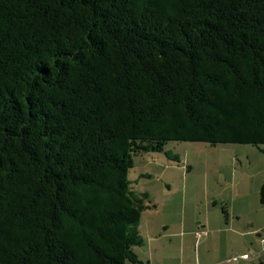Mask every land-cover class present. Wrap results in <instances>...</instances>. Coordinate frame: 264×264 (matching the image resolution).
<instances>
[{"label":"trees","instance_id":"trees-1","mask_svg":"<svg viewBox=\"0 0 264 264\" xmlns=\"http://www.w3.org/2000/svg\"><path fill=\"white\" fill-rule=\"evenodd\" d=\"M168 141L264 144V0H0V264H145Z\"/></svg>","mask_w":264,"mask_h":264},{"label":"rangeland","instance_id":"rangeland-1","mask_svg":"<svg viewBox=\"0 0 264 264\" xmlns=\"http://www.w3.org/2000/svg\"><path fill=\"white\" fill-rule=\"evenodd\" d=\"M165 150L177 158L138 154L128 171L133 189L147 192L151 205L140 217L144 244L134 248L138 258L145 264H223L245 251L250 259L228 264H264L259 236L245 242L228 231L255 229L248 225L255 214L264 223V144L168 141ZM260 233L264 238V226ZM251 251H257L254 258Z\"/></svg>","mask_w":264,"mask_h":264},{"label":"crops","instance_id":"crops-1","mask_svg":"<svg viewBox=\"0 0 264 264\" xmlns=\"http://www.w3.org/2000/svg\"><path fill=\"white\" fill-rule=\"evenodd\" d=\"M263 205V204H262ZM226 214V215H225ZM225 216H226V220H225V223L226 224H228L229 225V222H230V220L228 219V221H227V218H228V215H227V213H226V209H225ZM256 216H258L257 214H255V215H252V216H250V218L248 217V225H249V227L250 228H254L255 227V229H249V230H245V231H235V230H237V229H235L234 231L233 230H231L229 227H227V228H229L230 230H228L229 232H231V233H235V234H238V235H240L241 237H242V239L245 241V242H249L250 241V239L251 238H253L252 237V235H257V236H259V243L261 244V245H264V242H262L261 241V238H263L262 236H261V231H262V227L264 226V223L262 224V225H260L259 223H258V219H257V217ZM236 219H240V215H235L234 216ZM234 217H233V219H234ZM247 222V220H245V223ZM202 226V225H201ZM219 230H221V228L219 227V228H217V231H219ZM182 231H180L179 232V234L181 233ZM196 232H199V231H195V234H197ZM200 235L202 234V233H199ZM203 235V234H202ZM246 236H251L250 238H246ZM262 248H264V247H262ZM254 252V251H253ZM244 253H245V251H244ZM255 253V256H256V254H257V251H255L254 252ZM241 254H243V253H241ZM254 258V257H253ZM240 259V258H239ZM239 259H236V260H234V259H232V257L231 258H229V257H227V258H224V259H222V262H223V264H228V263H230L231 261H237V260H239ZM250 259V258H249ZM241 260H243V259H241ZM248 260V259H247ZM221 261V260H220ZM220 261H218V262H216L215 264H217V263H220ZM243 261H246V260H243Z\"/></svg>","mask_w":264,"mask_h":264},{"label":"clouds","instance_id":"clouds-1","mask_svg":"<svg viewBox=\"0 0 264 264\" xmlns=\"http://www.w3.org/2000/svg\"><path fill=\"white\" fill-rule=\"evenodd\" d=\"M261 241L262 242H264V238H261ZM243 254H247V253H243ZM251 256H255V253L253 252V251H251ZM242 254H239V255H234V256H232V259H234V260H236V259H243V260H246L247 258H249V254H247L248 255V257L247 258H241L240 256H241Z\"/></svg>","mask_w":264,"mask_h":264},{"label":"built area","instance_id":"built-area-1","mask_svg":"<svg viewBox=\"0 0 264 264\" xmlns=\"http://www.w3.org/2000/svg\"><path fill=\"white\" fill-rule=\"evenodd\" d=\"M240 257H241V258H247L248 255H247V254H242Z\"/></svg>","mask_w":264,"mask_h":264}]
</instances>
